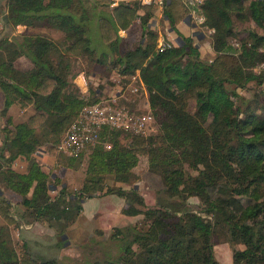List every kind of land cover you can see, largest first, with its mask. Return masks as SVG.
<instances>
[{"label":"trees","instance_id":"16d2710c","mask_svg":"<svg viewBox=\"0 0 264 264\" xmlns=\"http://www.w3.org/2000/svg\"><path fill=\"white\" fill-rule=\"evenodd\" d=\"M1 2L0 16L3 14L11 30L18 26L37 28L45 23L64 35L58 43L27 33L0 42L2 113L5 115L12 106L34 110L24 123L15 126L11 125V117L6 118L4 147L0 149V183L5 185L4 189L20 196L21 203L33 209L38 221L46 216L44 222L50 228L66 219L68 208L60 210L55 201L51 202L50 176L39 169L35 154L42 144L50 143L51 138L61 140L84 105L100 101L103 92L100 89L94 90V100L89 101V84L91 80L100 81V76L108 72L109 64L110 74H116L122 87H127L129 78L138 74L134 83L137 94L146 96L156 115H163L162 123L170 142L183 140L189 146L204 149V160L200 162L204 169L192 180L193 190L204 203L203 213L207 218L210 216L215 225L223 227L228 242L244 246L243 250L234 251L233 264H264V106L261 113L248 107L242 111L232 100L245 101L237 90L246 89L248 83L256 79L247 70L264 62V52H259L257 47L264 37L251 33V42L243 45L239 54L233 53L227 44L234 30L233 18L241 20L247 16L256 26L264 28V0H250L247 6L246 0H206L202 4L205 27L214 29L215 56L211 62L200 59L191 37L182 38V46L173 45L164 52H155L156 33L150 28L153 4L119 3L111 8L112 0H6L2 7ZM96 11L100 14L99 38L110 53L98 55L86 35V25ZM138 11L143 14L138 15ZM188 13L181 0H169L163 16L175 31ZM137 18L139 24L135 23ZM120 31L128 32L127 48L122 45ZM81 57L94 62V69H89L85 76L89 84L83 98L79 97L74 82L68 80L71 69H77L74 63L81 61ZM80 72L85 73L81 69ZM108 85H103L104 90ZM207 118L222 125L226 136L224 145L206 136L200 142V136L206 132L199 121L205 123ZM40 128L43 132L39 135ZM109 136L111 142L113 131ZM89 157L87 177L78 193L70 198L74 200L71 206L78 212L82 207L75 203L99 197L106 176L116 182H126L137 158L146 157L150 165L156 167L160 153L150 139L134 135L127 147L116 142L110 151L98 147ZM18 158L28 164L24 174L8 167ZM165 176L167 178V174ZM201 177L206 179V184ZM217 180L223 181L229 190L224 199H211L207 193L206 188L215 186ZM64 194L65 188H62L60 197ZM238 198L246 199L247 204H241ZM128 205L133 207L131 203ZM13 209L12 202L0 191V218L8 226L17 224ZM211 233L210 222L195 215L186 216L181 228L171 237L155 230L134 231L126 240L124 233L119 257L95 264H193L190 254L196 234L205 241L207 263L219 264L213 256ZM120 234L119 228L117 235ZM135 245L143 256L138 263L130 261ZM0 264L56 262L39 260L37 263L23 251L18 260L2 257Z\"/></svg>","mask_w":264,"mask_h":264},{"label":"rangeland","instance_id":"374dc122","mask_svg":"<svg viewBox=\"0 0 264 264\" xmlns=\"http://www.w3.org/2000/svg\"><path fill=\"white\" fill-rule=\"evenodd\" d=\"M249 1L246 0L245 6L248 5ZM5 3L6 0H2V7H5ZM199 13L204 16L202 5ZM99 16V12L96 11L86 25V33L91 41V48L96 50L98 55L110 53L99 39L97 28ZM205 23L206 19L202 25L197 27V35L191 38L199 50L200 59L211 62L215 56L213 51L214 29L205 27ZM233 28V33L228 37L227 44L235 54H239L243 45L251 42V33L264 37V28L256 26L247 16L241 20L233 18ZM34 32L38 35L42 33L44 37L51 39L49 30ZM55 33L57 34V32ZM57 41L59 42V39ZM122 45L124 47V43ZM257 47L259 52H264V39L257 44ZM80 59L81 61L74 63V65L77 64V69L75 71L71 69L69 73V82H74L80 69L85 72L84 76H87L89 69H94V62H89L84 57ZM108 60L110 59L107 58L105 61L108 62ZM20 65L23 68L22 63ZM70 65L73 66V62H70ZM110 66L108 64V72L99 78L100 81L101 79L104 80L102 83L91 80L89 84V80L85 77V84H87V88L89 84L91 95L89 101L94 100V90L100 89L103 91L100 95V101L107 100L112 102L114 107L124 109L127 126L124 127V130H103L107 131L106 134L100 131L95 145L86 144L81 151H77L71 156L58 149L61 144L58 137L57 139L51 138L50 143L42 144L41 148L37 150L36 153L44 151L50 157H46L45 161L38 163L39 158L36 155L39 169L50 176V178L48 177V184L50 185L49 198L51 202L55 201L60 210L68 208V213L64 215L66 219L55 223L52 228L44 222L46 216L38 221L33 209L26 208L21 203L20 196L4 189L5 185L0 183L1 193L14 205L12 215L17 221L16 225L8 226L0 218V260L2 257L18 260L23 251L37 263L39 260H48L55 261L56 264H95L105 260H115L120 255L121 245L124 244V233L127 235L126 240L131 238L129 236L134 231L145 233L155 230L171 237L181 228L186 216L195 215L210 222L211 247L214 259L219 264H233L234 251L243 250L244 246L228 242L223 227L215 225L211 217L208 216L207 218L203 213L204 203L193 190L194 182L192 180L195 181L204 169L203 165L200 164L204 160V149H200L198 146H189L183 140H178L175 143L170 142L166 137V129L162 123L164 122L163 115L154 113L145 95L131 92L132 84L133 87H136L135 81L129 80L130 86L122 87L116 74L113 72L110 74ZM96 69L98 70V68ZM247 71L252 73L256 79L249 82L246 89L237 90L239 96L245 101L232 100L239 105L242 111L248 107L250 110L261 113L264 106V62L253 68H248ZM106 83H109L108 89L104 90L103 85ZM75 86L77 87L76 84ZM82 88L87 90L86 86L82 85ZM77 89L80 98L86 96V92H83L79 87ZM78 92L74 91V94L78 95ZM3 105L4 102L0 99V149L4 147L3 129L6 127V118L11 117V125L15 126L24 123L32 112L30 108L20 110L18 107L12 106L4 115ZM84 107L85 105L80 109L78 116ZM143 117H149V119L139 134L150 139L159 150L160 157L156 161L158 165L153 167L148 158L139 157L136 166L131 170L128 181L116 182L111 176H106L102 183V193L95 198L97 200H89L86 203L81 215V210L78 212L76 207L71 206L74 200L70 198L78 193L87 177L90 154L98 147L104 151H110L111 148L106 149L105 144L112 146L117 142L118 145L127 147L132 136L137 135L133 131V123ZM199 123L203 125L206 132V135L200 136V142H203L206 136L211 138V141H220L221 145L225 144L226 136L221 124L218 123V126L212 118H207L205 123L203 121H199ZM112 131L113 136H111L110 142L109 132ZM42 132L41 128L38 129L39 135ZM22 160L24 161V159ZM14 162L8 166L13 171ZM164 171L166 172L164 173ZM172 171L175 173L170 174ZM178 172L180 175L176 174ZM166 174L167 178H165ZM201 180L206 184V179L201 177ZM62 188H65V194L60 197ZM206 190L209 197L215 200L224 199L229 194V190L221 180H217L215 186H209ZM238 199L241 204H247L246 199ZM128 203H131L133 207H130ZM79 204L81 202L75 203V206H79ZM134 210L138 213L134 214ZM94 212L96 213L93 214ZM88 214L92 215L90 220ZM119 228L121 234L118 236L117 229ZM125 228L128 230L124 231ZM194 238H196V243L190 254L192 263L208 264L204 239L197 234L194 235ZM133 253L130 261L140 262L143 258L141 249L135 245L133 246Z\"/></svg>","mask_w":264,"mask_h":264},{"label":"built area","instance_id":"2783aa9c","mask_svg":"<svg viewBox=\"0 0 264 264\" xmlns=\"http://www.w3.org/2000/svg\"><path fill=\"white\" fill-rule=\"evenodd\" d=\"M183 5L188 9V16L193 24L198 27L205 22V18L199 13L203 0H181ZM138 2L142 6L154 5L163 15L166 8L167 0H112L111 8L116 7L119 3ZM167 30L160 32L155 46V52H164L176 45L174 40L169 39ZM138 80V76H132L129 80ZM132 93H137V87H133ZM86 92V91H85ZM149 117L137 119L133 123L134 130L137 135L142 132L146 121ZM127 126L126 114L124 109L114 107L112 102L102 100L92 105H86L79 116L69 125L65 135L61 139V144L58 149L66 152L69 156L77 151H81L86 144L95 145L98 141L100 131L123 129ZM106 149H110V144H105Z\"/></svg>","mask_w":264,"mask_h":264},{"label":"crops","instance_id":"0c3cea01","mask_svg":"<svg viewBox=\"0 0 264 264\" xmlns=\"http://www.w3.org/2000/svg\"><path fill=\"white\" fill-rule=\"evenodd\" d=\"M206 0H203V2H205ZM169 2V0H167V3ZM133 3V2H131ZM131 3H127V4H131ZM5 11V10H4ZM3 11V12H4ZM153 17L150 23V28L156 33V39H155V46L158 40V36L160 34V32H164L165 30L168 31L169 35V39L174 40V35L175 36H180L182 38H188V37H193L197 35V27L193 24V22L189 19L188 22H185L184 18L181 22H179L176 27H175V31L170 32L171 28L170 25L168 23V21L165 19V17L163 15H161V13L158 11V9L155 7V9H153ZM5 14V13H4ZM138 15H142L143 12L138 11L137 12ZM3 15V14H2ZM0 16V42L3 40L8 39L9 41H11L13 38L17 37V36H21L23 33H27V34H36L34 31H45V30H49L51 32V40H53L55 43H58V39L59 42L62 41L64 35L63 33H61L58 30L52 29L50 28L47 24L42 23L40 25V27L37 28H26L25 26H18L15 29H10L6 23H5V17L4 16ZM188 16V15H187ZM136 24H139V18L136 19L135 21ZM57 32V34L55 33ZM38 35V34H37ZM87 35V33H86ZM99 35V34H98ZM122 35V36H121ZM41 36L42 35L41 33ZM119 36L122 38V42L124 43V47L127 48L128 45V32L127 31H120L119 32ZM61 37V38H58ZM88 37V36H87ZM48 38V37H46ZM50 39V38H48ZM100 39V38H99ZM101 42V41H100ZM155 51V48H154ZM1 53V51H0ZM79 60V59H78ZM30 69V68H28ZM138 76V74L136 75ZM113 77V76H112ZM111 77V78H112ZM75 84L77 85V87H79L83 92L87 91L85 89L82 88L83 86H86L87 89V84L86 80H85V76L84 73L80 72L74 80ZM108 88H106L105 90H107ZM85 90V91H84ZM106 92V91H105ZM30 109H32L31 115L34 113V110L32 107H29ZM30 116V115H29ZM39 158L37 161L38 163L41 161H45L46 157H49L44 151H40L39 153L35 154V157ZM50 158V157H49ZM13 169L14 171H16L19 174H24L25 172H27L28 169V164L25 162V160L23 161L22 158H18L14 163H13ZM43 172V170H42ZM5 195H7L5 193ZM89 200H97V199H89ZM89 200H84L81 202V211L80 214L82 215L83 213V209L84 207H86V203ZM96 212H94L93 214H95ZM89 216V220L92 218V215L88 214Z\"/></svg>","mask_w":264,"mask_h":264},{"label":"water","instance_id":"95a60500","mask_svg":"<svg viewBox=\"0 0 264 264\" xmlns=\"http://www.w3.org/2000/svg\"><path fill=\"white\" fill-rule=\"evenodd\" d=\"M166 19V18H165ZM190 19L189 16H186V18L184 19L185 22H188ZM167 20V19H166ZM173 30L171 29L170 32H172ZM174 42L176 43L177 46H182L183 44V40H182V37L180 36H175L174 35Z\"/></svg>","mask_w":264,"mask_h":264}]
</instances>
